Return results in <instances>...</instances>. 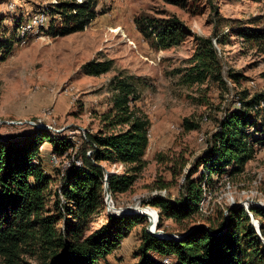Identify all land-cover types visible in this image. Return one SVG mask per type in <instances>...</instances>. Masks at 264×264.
Returning <instances> with one entry per match:
<instances>
[{
  "label": "rangeland",
  "instance_id": "1",
  "mask_svg": "<svg viewBox=\"0 0 264 264\" xmlns=\"http://www.w3.org/2000/svg\"><path fill=\"white\" fill-rule=\"evenodd\" d=\"M57 3L0 0V139L14 143L35 130H44L50 137L63 138L72 145L62 156L52 153L49 143L40 148L42 169L51 178L44 215H58L57 196L59 206L64 205L57 188L64 184L68 169L76 167L70 164L67 168L68 163L78 160L81 168L80 155L88 150L85 136L126 129V125L109 127L104 119L112 110L108 83L120 73L137 79L136 99L128 105L135 115L149 122L148 146L133 185L112 197L101 193L104 210L90 223L89 232L126 207H137L132 209L139 211L135 214L145 217L118 249L96 264H137L142 231L146 232L149 224L148 233L178 238V234L197 225H220L228 209L238 203H246L249 209L251 200L264 208V127H260L264 103L256 115L249 113V120L255 124L248 131L253 145L251 159L239 168H228L221 177L212 175L209 182L203 166L191 175L190 180L202 190L194 217L179 223L160 221L158 208L150 204L157 198L172 204L184 202L186 176L196 160L208 152L225 116L243 110L242 103L252 96L264 94V43L248 41L239 34L245 28L264 30V0H186L180 5L170 0H98V14L86 30L53 36L52 31L61 26V16L54 10ZM37 14L46 18L40 28L28 22ZM142 17H175L189 34L178 46L156 50L138 30L137 20ZM197 37L221 41L220 47L215 45L221 82L207 79L184 83ZM93 60H112V69L98 77L84 74L82 66ZM184 120L189 128L183 125ZM115 164L103 161L100 165L106 173L119 175L124 169ZM105 183L106 178L103 189ZM240 207L245 211L242 204ZM148 212L153 215L147 216ZM249 219L259 225L254 217ZM61 223L57 224L59 230ZM20 264H38L35 251L23 249Z\"/></svg>",
  "mask_w": 264,
  "mask_h": 264
},
{
  "label": "trees",
  "instance_id": "2",
  "mask_svg": "<svg viewBox=\"0 0 264 264\" xmlns=\"http://www.w3.org/2000/svg\"><path fill=\"white\" fill-rule=\"evenodd\" d=\"M57 1L54 10L61 16V26L52 29L53 36L82 32L98 14V0ZM185 1L170 0L174 5ZM137 24L139 32L156 50L178 46L189 34V29L175 17L166 20L142 17ZM20 25L21 22L16 30L18 38ZM239 34L248 41L264 43V30L245 28L239 30ZM196 40L190 66L183 76L184 83H202L207 79L221 82L220 62L212 39L197 37ZM215 44L220 47L222 43L215 39ZM112 66V60H93L82 69L84 74L98 77L109 72ZM134 80L137 79L120 73L109 81L112 110L104 119L109 127L126 125V129L85 136L88 150L80 155L81 168L68 169L65 176L62 174L64 184L57 188V194L62 195L64 201V205L59 206L57 196L58 215H44L45 194L51 178L42 169L40 148L49 143L51 152L62 156L72 148L71 142L52 138L44 130H35L14 143L0 139V264H20L25 248L35 251L38 264H96L118 249L122 240L144 220L140 215H109L97 230L89 232L90 223L104 210L100 195L105 194L106 171L100 164L103 161L118 163L115 165L121 167V171L124 169L122 175L108 174L107 193L111 197L126 192L144 164L149 122L129 108V102L136 99ZM263 103L264 94L254 95L242 103L243 110L225 116L220 131L211 138L208 152L196 160L186 176L184 202L172 204L161 198L150 201L158 208L160 221L169 219L179 223L197 214L202 190L190 177L199 166L204 167L209 182L212 175L221 177L228 168H239L252 158L253 145L248 131L255 124L249 120V113L256 115ZM183 125L190 127L187 120ZM260 127H264V119ZM89 150L91 154L87 156ZM248 211L258 221L264 239V210L249 207ZM60 220L61 230L57 229ZM160 221L159 227L162 226ZM191 229L188 235H185L187 232L178 234L177 240L157 238L143 230L137 264H264V246L241 207L228 209L227 218L218 226L197 225Z\"/></svg>",
  "mask_w": 264,
  "mask_h": 264
},
{
  "label": "water",
  "instance_id": "3",
  "mask_svg": "<svg viewBox=\"0 0 264 264\" xmlns=\"http://www.w3.org/2000/svg\"><path fill=\"white\" fill-rule=\"evenodd\" d=\"M213 45H214V47H215V42H213ZM216 48V47H215ZM32 125H34L35 127H41V128H43L44 126H36L35 124H32ZM106 181H107V178H108V173H106ZM107 187V186H106ZM106 190H107V188H106ZM249 203L251 204V207H258V208H261V209H263L264 210V208L263 207H261L257 202H254V201H249ZM241 204H242V206L245 208V211H246V213H247V215L249 216V217H251V219H253V217H252V214H250L249 213V209H248V207L246 206L247 204L246 203H238L237 205H235V206H233V207H231L230 209H232V208H237V207H240L241 206ZM134 208H137V207H134ZM133 207H126V208H123V210L125 211V214H115L116 216H126V215H137V214H135V212H131V210L132 209H134ZM228 212V211H227ZM227 212H226V214H225V218H227ZM107 214H109V212L107 211ZM138 215H140V216H143L142 214H138ZM143 217H145V216H143ZM251 226H252V228L255 230V232H256V235H257V237L261 240V242H262V244H263V246H264V240H263V238H261V235H260V231H259V226H257V224L255 223V221H254V219L251 221ZM153 226V228H154V224L152 225ZM150 227H151V224H149L148 226H147V228H146V232H149L150 231ZM194 229V228H193ZM193 229H191L190 231H188L185 235H188L189 233H191L192 231H193ZM168 238H171V239H174V240H177V239H179V238H174L172 235H168Z\"/></svg>",
  "mask_w": 264,
  "mask_h": 264
},
{
  "label": "bare ground",
  "instance_id": "4",
  "mask_svg": "<svg viewBox=\"0 0 264 264\" xmlns=\"http://www.w3.org/2000/svg\"><path fill=\"white\" fill-rule=\"evenodd\" d=\"M41 14V13H40ZM45 21H46V18L43 16V15H38L37 14V16L35 15V16H33V18L31 19V21H30V23H31V27H35V28H40V27H42V25L45 23ZM24 29V28H23ZM22 34V33H21ZM22 36H23V34H22ZM54 160V162H55V158L53 159ZM76 166L78 167V166H80V164H76ZM108 184L107 183H105V185H104V191H105V194H106V196H108V193H107V191H108V186H107ZM107 186V187H106ZM106 188H107V190H106ZM162 194V193H161ZM105 201V200H104ZM105 204L107 203L106 201L104 202ZM139 212V211H135V210H131V212ZM140 213H143L142 211H140ZM145 213V212H144ZM147 213V212H146ZM116 214H125V211L124 210H120V211H117L116 212ZM153 215V213H151V212H148V214H147V216H152ZM149 218V217H148ZM154 218V217H153ZM153 220V219H152ZM155 220V219H154ZM151 221V220H150ZM154 224V223H153ZM156 225V224H155ZM257 226H259L258 224H257ZM151 234H153V235H155V236H157V237H164V235L162 234V233H158V235L155 233V232H150ZM149 233V234H150ZM166 238H168V235H167V237ZM174 238H177V237H174ZM166 263H167V261H165Z\"/></svg>",
  "mask_w": 264,
  "mask_h": 264
},
{
  "label": "built area",
  "instance_id": "5",
  "mask_svg": "<svg viewBox=\"0 0 264 264\" xmlns=\"http://www.w3.org/2000/svg\"><path fill=\"white\" fill-rule=\"evenodd\" d=\"M32 124H34V123H32ZM32 124H30V125H32ZM90 154H91V152L88 151L87 152V156H89ZM51 159H54V156H51ZM70 164H80V162L78 160H74V162L68 163L67 168L70 166ZM62 170L64 171L66 169H62ZM165 260H171V259L170 258H165Z\"/></svg>",
  "mask_w": 264,
  "mask_h": 264
},
{
  "label": "crops",
  "instance_id": "6",
  "mask_svg": "<svg viewBox=\"0 0 264 264\" xmlns=\"http://www.w3.org/2000/svg\"><path fill=\"white\" fill-rule=\"evenodd\" d=\"M50 146V145H49ZM50 148H51V146H50ZM47 151V150H46Z\"/></svg>",
  "mask_w": 264,
  "mask_h": 264
}]
</instances>
